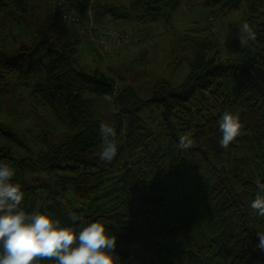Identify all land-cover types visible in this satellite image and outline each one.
<instances>
[{
	"label": "trees",
	"instance_id": "trees-1",
	"mask_svg": "<svg viewBox=\"0 0 264 264\" xmlns=\"http://www.w3.org/2000/svg\"><path fill=\"white\" fill-rule=\"evenodd\" d=\"M179 1L133 0L128 7L95 1L93 12L97 21L109 13L152 22L166 18ZM206 3L222 13L246 6L254 33L249 63L212 59L178 86L158 82L150 100L159 109L153 128L136 113L146 102L130 87L115 90L97 70L74 66L79 37L73 31L66 30L68 39L56 48L50 24L15 54L0 52V91L15 73L33 108L64 119L73 132L50 143L43 131L37 136L42 147L30 157L0 146V161L15 169L12 182L23 192L20 206L47 211L64 225H73V217L81 224L103 222L116 236L117 264H264V250L257 247L264 216L250 207L257 185L264 184V0ZM85 92L109 95L128 113L124 125L113 127L118 150L110 163L99 159L101 123L92 119L94 104ZM224 111L237 114L242 125L227 148L218 143ZM0 132L21 144L6 127ZM181 137L191 145L180 148Z\"/></svg>",
	"mask_w": 264,
	"mask_h": 264
},
{
	"label": "rangeland",
	"instance_id": "rangeland-1",
	"mask_svg": "<svg viewBox=\"0 0 264 264\" xmlns=\"http://www.w3.org/2000/svg\"><path fill=\"white\" fill-rule=\"evenodd\" d=\"M22 1V7L3 6L0 1L1 53L12 55L21 46L31 45L39 28L50 24V36L56 48L68 39L66 30L73 31L80 41L74 66L90 72L97 70L113 82L115 90L130 87L146 102H139L142 105L136 113L152 128L159 119L156 103L150 102L155 87L159 89L158 82L178 86L191 71H202L212 59L214 63H249L245 55L252 39L243 28L248 25L244 4L230 13H222L219 6L206 3L208 0H180L166 18L156 21L112 19L104 25L126 31L137 41L116 42L112 48L98 51L94 41L81 37L85 32L50 10L48 0ZM95 1L101 6L128 7L133 0ZM84 24L78 23L80 27ZM1 87L0 127L11 130L21 144L0 132V146L9 149L15 157L34 156L42 147L37 136L43 131H47L50 143L73 133L64 119L33 108L28 88L18 85L15 73L7 75ZM84 97L94 104L92 119L111 127H117L120 122L125 124L128 113L115 106V98L92 92H85Z\"/></svg>",
	"mask_w": 264,
	"mask_h": 264
},
{
	"label": "clouds",
	"instance_id": "clouds-1",
	"mask_svg": "<svg viewBox=\"0 0 264 264\" xmlns=\"http://www.w3.org/2000/svg\"><path fill=\"white\" fill-rule=\"evenodd\" d=\"M249 38L254 33L243 26ZM219 145L227 148L240 134L242 127L237 114L224 111L218 121ZM103 140L99 153L101 161L110 163L117 155L116 131L107 124L99 128ZM180 148L192 141L181 137ZM15 169L0 161V264H41L51 259L54 264H117L116 236L110 234L103 222L92 220L81 224L73 217V225H64L47 211H26L20 205L23 192L13 183ZM260 193L252 199L250 207L264 216V184H258ZM257 247L264 250V233H258Z\"/></svg>",
	"mask_w": 264,
	"mask_h": 264
},
{
	"label": "built area",
	"instance_id": "built-area-1",
	"mask_svg": "<svg viewBox=\"0 0 264 264\" xmlns=\"http://www.w3.org/2000/svg\"><path fill=\"white\" fill-rule=\"evenodd\" d=\"M92 0H48L50 10L57 14L59 18L68 23H72L78 31L85 34L95 35L92 41L95 43L97 50H107L112 48L116 42L128 43L136 41L128 32L115 29L111 26L104 25L109 22L112 16L104 13L100 21H97L92 14ZM83 8V11H78ZM84 12H86L84 14ZM84 15H82V14ZM86 22L83 27L78 25L79 22Z\"/></svg>",
	"mask_w": 264,
	"mask_h": 264
},
{
	"label": "crops",
	"instance_id": "crops-1",
	"mask_svg": "<svg viewBox=\"0 0 264 264\" xmlns=\"http://www.w3.org/2000/svg\"><path fill=\"white\" fill-rule=\"evenodd\" d=\"M82 9L83 8H81V10L80 11H82ZM93 10V9H92ZM93 14V17H94V13H92ZM59 18V17H58ZM81 37H83V38H86V39H88L89 41H92V38H94V37H96L95 35H89V34H84L83 36H81ZM80 42V41H79ZM93 42V41H92Z\"/></svg>",
	"mask_w": 264,
	"mask_h": 264
}]
</instances>
